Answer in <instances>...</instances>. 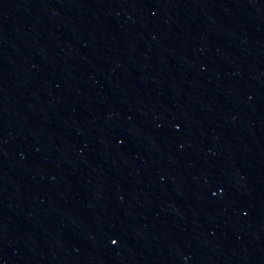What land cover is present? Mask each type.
Instances as JSON below:
<instances>
[{
	"label": "water",
	"instance_id": "water-1",
	"mask_svg": "<svg viewBox=\"0 0 264 264\" xmlns=\"http://www.w3.org/2000/svg\"><path fill=\"white\" fill-rule=\"evenodd\" d=\"M44 264H264V0H74Z\"/></svg>",
	"mask_w": 264,
	"mask_h": 264
}]
</instances>
